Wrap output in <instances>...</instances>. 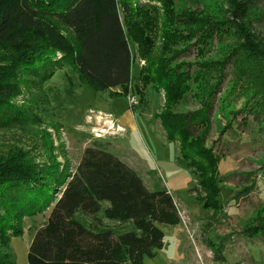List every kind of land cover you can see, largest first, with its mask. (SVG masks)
<instances>
[{
    "label": "trees",
    "instance_id": "1",
    "mask_svg": "<svg viewBox=\"0 0 264 264\" xmlns=\"http://www.w3.org/2000/svg\"><path fill=\"white\" fill-rule=\"evenodd\" d=\"M219 2L195 11L176 9L174 0H0V129L41 125L45 100L33 96L64 67L97 93H134L141 102L150 87L163 96L155 117L196 180L190 191L198 193L203 211L217 216L223 209L220 157L206 146L214 111H227L231 120L242 112L264 124V0ZM225 36L216 57L204 58L213 40ZM191 46L198 60L180 61ZM134 62L140 66L131 77ZM187 96L195 109L177 113ZM236 101L241 108L231 111ZM231 127L226 121L219 137ZM43 131V161L29 151L0 158V264H13L6 250L23 221L46 211L42 227L31 232L27 264H142L153 258L163 248L159 226L181 220L172 196L147 190L97 141L68 171ZM257 214L256 224L243 231L247 237L264 234V207ZM222 243L205 241L219 262Z\"/></svg>",
    "mask_w": 264,
    "mask_h": 264
},
{
    "label": "rangeland",
    "instance_id": "2",
    "mask_svg": "<svg viewBox=\"0 0 264 264\" xmlns=\"http://www.w3.org/2000/svg\"><path fill=\"white\" fill-rule=\"evenodd\" d=\"M212 2L219 0H174V7L196 11ZM227 42V36L213 40L204 58L216 57L215 51ZM156 44L160 46L159 42ZM196 56L195 47L191 46L189 53L183 55L184 59L180 61L193 62ZM139 66L137 62L133 63L131 77L137 75ZM119 91L114 89V92ZM143 94L140 102L139 96L133 93L136 103L130 107L127 96H110L107 92L97 93L88 85L80 86L76 75L64 67L45 84L43 94L37 92L33 96L34 99L45 100L39 113L41 125L0 129V158L11 152L29 151L37 161H43L40 136L43 130H47L58 162L64 163L72 172L82 151L94 141L101 142L110 154L135 169H138L140 162L146 168L141 172L147 190L168 192L178 209L180 223L159 226L163 233V248L153 258H144L142 264H264V234L247 237L243 233L256 224L257 213H261L264 207V174L260 173L264 163L262 119L256 116L245 118L241 112L231 120L227 118V111H214L206 146L220 157L219 199L223 209L212 218V212L203 211L195 200L198 193L190 191L196 187V180L181 162L178 144L167 139L155 117L163 107L162 93L148 87ZM222 96L219 94L217 99ZM240 103L236 101L231 111L241 108ZM215 106H218V102H215ZM193 109L195 105L187 96L176 112ZM111 119L115 126L126 127L129 133L124 136L122 132L117 133L115 128L109 129L106 122ZM225 120L232 127L219 137ZM117 135L118 138L115 137ZM247 173H252V176L245 177ZM248 186H252V189L247 194L243 193ZM44 218L45 215L26 218L21 235L10 238L6 251L13 264H27L32 227L39 225ZM206 240L216 244L223 241V262L214 259L205 244Z\"/></svg>",
    "mask_w": 264,
    "mask_h": 264
},
{
    "label": "crops",
    "instance_id": "3",
    "mask_svg": "<svg viewBox=\"0 0 264 264\" xmlns=\"http://www.w3.org/2000/svg\"><path fill=\"white\" fill-rule=\"evenodd\" d=\"M112 91H114V90H112ZM120 127V126H119ZM121 129H122V134L124 135V136H126L127 135V133H129V131H127L128 129L126 128V127H120ZM115 137H117L118 138V135L117 136H115ZM125 162V161H124ZM131 169H133L142 179H143V175H142V172H141V170H146V168L141 164L140 165V162H139V167H138V169H135L132 165H130V164H128L127 162H125ZM143 181H144V179H143ZM145 182V181H144ZM47 214H48V212H46L44 215H45V217L47 216ZM43 215V216H44ZM44 220V219H43ZM42 224H43V221L39 224V225H37L36 227H32V230H34V229H36V228H39V227H42ZM31 235H32V233H31ZM32 237V236H31Z\"/></svg>",
    "mask_w": 264,
    "mask_h": 264
},
{
    "label": "built area",
    "instance_id": "4",
    "mask_svg": "<svg viewBox=\"0 0 264 264\" xmlns=\"http://www.w3.org/2000/svg\"><path fill=\"white\" fill-rule=\"evenodd\" d=\"M127 101H128L129 106L132 107L136 103V97L134 95L129 94L127 96ZM106 123L108 124L109 129L113 130L115 128L117 133L122 132V129L118 125L115 126V124L112 121V119L108 120ZM112 135H114V134H112ZM96 137H99V135L98 136L96 135Z\"/></svg>",
    "mask_w": 264,
    "mask_h": 264
}]
</instances>
